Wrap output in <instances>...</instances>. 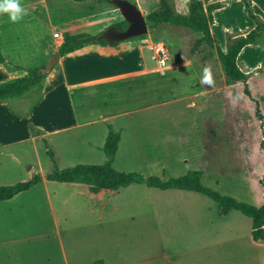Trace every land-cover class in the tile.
Masks as SVG:
<instances>
[{
	"label": "rangeland",
	"instance_id": "obj_1",
	"mask_svg": "<svg viewBox=\"0 0 264 264\" xmlns=\"http://www.w3.org/2000/svg\"><path fill=\"white\" fill-rule=\"evenodd\" d=\"M127 1L145 18L159 8V0ZM246 1L264 23V0ZM167 2L175 14L185 15L190 0ZM21 4L28 10L21 21L13 23L8 14L0 15V47L4 64L8 61L25 71L44 67L48 45L55 51L60 47L55 43L57 33L95 37L112 25L126 27L109 0H21ZM208 6H217L209 23L211 47L195 46L201 34L154 25L147 19L148 33L130 39L152 45V51L164 46L167 64L154 66L167 69L186 63L189 67L168 69L163 77L152 74L144 84L128 79L116 84L120 142L112 166L118 172L161 181L200 171L203 187L260 207L264 204V32L238 57L237 66L247 80L228 86L217 49L225 51L255 24L244 11L243 0H207L205 13ZM206 66L213 72L212 87L201 83ZM88 102L98 113L113 109L101 98ZM28 107L25 103L12 110L22 117L20 112ZM108 123L0 152V186L25 182L36 174L43 178L12 201L0 203V264H264V241L252 240L251 220L235 210L224 212L205 195L140 184L93 195L83 185L44 179L54 169L50 154L58 170L106 163Z\"/></svg>",
	"mask_w": 264,
	"mask_h": 264
},
{
	"label": "crops",
	"instance_id": "obj_2",
	"mask_svg": "<svg viewBox=\"0 0 264 264\" xmlns=\"http://www.w3.org/2000/svg\"><path fill=\"white\" fill-rule=\"evenodd\" d=\"M187 7L188 5L186 13ZM57 34L60 39H55V43L60 46L64 35L62 32ZM145 50L150 54L149 59ZM54 52L58 50L55 51L48 45L44 52L45 58H50ZM68 65L72 67L68 68ZM154 65L158 63L154 60L152 45L130 39L112 46L87 44L72 53L59 56L58 62L44 77L40 86L28 92L25 100L11 104L0 102V152L5 154L4 150L14 145L29 146L43 137L88 129L99 123L109 122L106 126V137L110 131L116 133L117 83L128 79L129 82L144 84L151 79L152 74L163 77L168 69L189 67L186 63L171 65L167 69ZM27 72L17 64H10L8 61L5 64L0 63V82L23 77ZM100 98L105 106H112L113 109L98 113L96 109L88 107L89 100L99 101ZM25 103L29 107L20 112L24 113L22 117L15 109L12 110V107L21 108ZM99 133L100 138H103V128Z\"/></svg>",
	"mask_w": 264,
	"mask_h": 264
},
{
	"label": "trees",
	"instance_id": "obj_3",
	"mask_svg": "<svg viewBox=\"0 0 264 264\" xmlns=\"http://www.w3.org/2000/svg\"><path fill=\"white\" fill-rule=\"evenodd\" d=\"M74 1L80 2L84 0ZM206 1L207 0H190L187 13L185 15H180L174 13L167 0H159V8L150 12L145 20L147 19L154 25L168 24L185 28L193 33L201 34V37L195 41V46L198 47L204 44L211 47L213 45V40L209 31V23L213 22V16L211 14L217 9V6H208L205 13L203 3ZM243 6L247 16L254 21V28L245 36H239L233 40L226 47L225 51L219 48L217 49V56L222 66L225 84L228 86L247 80V76L243 74L237 66L238 57L245 47L254 44L259 35L264 32V23L252 13L246 0H243ZM116 26L119 29L122 28L120 25ZM87 36V34L83 33L77 35L64 34L63 42L58 49L59 56L72 53L87 44L106 45L103 41L96 43L92 38H87ZM0 63H4L1 49ZM42 68L43 66L29 69L27 74L23 77L0 83V102L10 103L14 100H19L33 88L40 86L45 77L39 73V70ZM119 141V133H113L112 131L108 133L103 146V152L107 161L101 165L80 164L58 170L55 167L53 156L50 154L54 169L47 173L44 179L46 181L62 184H81L93 195H97L104 191L116 193L118 190L125 189L132 184L145 185L160 190L180 189L196 192L218 202L224 212L235 210L248 217L252 222V240L254 242L264 241V204L260 207H256L237 202L233 198L221 196L217 192L208 190L201 184L202 172L200 171L188 172L184 176L168 181H161L156 177L144 178L137 173L118 172L112 167V159L118 150ZM42 179L40 174H36L28 181L14 185L0 186V203L12 201L17 195L41 183Z\"/></svg>",
	"mask_w": 264,
	"mask_h": 264
},
{
	"label": "water",
	"instance_id": "obj_4",
	"mask_svg": "<svg viewBox=\"0 0 264 264\" xmlns=\"http://www.w3.org/2000/svg\"><path fill=\"white\" fill-rule=\"evenodd\" d=\"M109 1L119 11L124 22L127 24L126 28L120 30L117 26L112 25L104 29L98 36H87V38H92L96 43L103 41L107 45L112 46L119 42L136 38L148 33V26L145 17L134 3H131L127 0ZM58 59V52H54L44 67L39 70V73L42 76L47 75L53 66L58 62Z\"/></svg>",
	"mask_w": 264,
	"mask_h": 264
},
{
	"label": "clouds",
	"instance_id": "obj_5",
	"mask_svg": "<svg viewBox=\"0 0 264 264\" xmlns=\"http://www.w3.org/2000/svg\"><path fill=\"white\" fill-rule=\"evenodd\" d=\"M2 14H8L11 22L17 23L28 15V10L22 6L21 0H0V15ZM201 83L209 87L214 86L215 82L210 66L204 68Z\"/></svg>",
	"mask_w": 264,
	"mask_h": 264
},
{
	"label": "built area",
	"instance_id": "obj_6",
	"mask_svg": "<svg viewBox=\"0 0 264 264\" xmlns=\"http://www.w3.org/2000/svg\"><path fill=\"white\" fill-rule=\"evenodd\" d=\"M55 39H60V36L57 34L54 36ZM154 60L160 65L161 67H164L165 64H167L168 56L166 49L162 45H158L154 48Z\"/></svg>",
	"mask_w": 264,
	"mask_h": 264
},
{
	"label": "flooded vegetation",
	"instance_id": "obj_7",
	"mask_svg": "<svg viewBox=\"0 0 264 264\" xmlns=\"http://www.w3.org/2000/svg\"><path fill=\"white\" fill-rule=\"evenodd\" d=\"M126 26H127V24H126ZM126 28V27H125ZM125 28H123V29H125ZM122 28L120 29V30H123Z\"/></svg>",
	"mask_w": 264,
	"mask_h": 264
}]
</instances>
